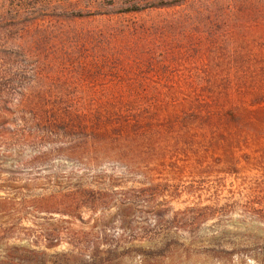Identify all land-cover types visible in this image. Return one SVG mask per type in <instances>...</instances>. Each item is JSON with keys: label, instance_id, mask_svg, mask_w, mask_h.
I'll return each mask as SVG.
<instances>
[{"label": "rangeland", "instance_id": "374dc122", "mask_svg": "<svg viewBox=\"0 0 264 264\" xmlns=\"http://www.w3.org/2000/svg\"><path fill=\"white\" fill-rule=\"evenodd\" d=\"M0 27L3 85L144 122L126 161L70 158L8 87L0 264H264V0H0Z\"/></svg>", "mask_w": 264, "mask_h": 264}, {"label": "trees", "instance_id": "16d2710c", "mask_svg": "<svg viewBox=\"0 0 264 264\" xmlns=\"http://www.w3.org/2000/svg\"><path fill=\"white\" fill-rule=\"evenodd\" d=\"M29 29L31 26H26L23 30ZM19 40L23 42L22 48H26L28 59L40 56L39 46L42 43L40 40L32 37H21ZM14 54L16 55L8 53L0 46V63H3L4 58ZM0 68V78L4 79L7 70L4 71L1 64ZM20 73L21 77L27 72ZM33 73L35 79H38L39 73L37 71ZM8 74L11 82L8 81L7 85L0 82V95L4 96L8 87L16 85V91L21 99L17 110L27 116L17 121L29 128L28 131L36 134L37 138L59 142L62 147L68 149L70 158H82L86 153L94 151L121 161L129 158L131 142L128 141V136L134 129L141 132L144 128V122L140 117H136V121L131 124L127 116L122 115L114 104L109 103L101 104L94 115H86L79 111L77 104L63 101L65 96L62 94L63 90L56 84L48 85L42 81L37 85L17 84L14 81L16 74L11 72Z\"/></svg>", "mask_w": 264, "mask_h": 264}]
</instances>
